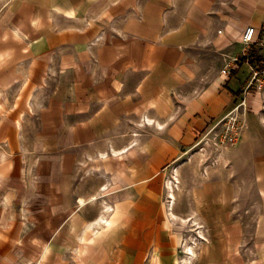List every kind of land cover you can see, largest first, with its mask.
Returning <instances> with one entry per match:
<instances>
[{
  "label": "crops",
  "instance_id": "0c3cea01",
  "mask_svg": "<svg viewBox=\"0 0 264 264\" xmlns=\"http://www.w3.org/2000/svg\"><path fill=\"white\" fill-rule=\"evenodd\" d=\"M250 26L251 55L263 65L264 0H2L0 80L26 82L24 116L38 127L33 168L40 189L56 192L55 221L80 231L117 226L81 254L97 264H173L165 171L241 102L249 64L246 79L241 68L221 70L241 54ZM239 110L245 125L232 163L264 199V89ZM224 183L210 190L230 191ZM238 183L232 190L249 191ZM228 206L213 216L230 248L243 228ZM255 249L264 254V208Z\"/></svg>",
  "mask_w": 264,
  "mask_h": 264
},
{
  "label": "rangeland",
  "instance_id": "374dc122",
  "mask_svg": "<svg viewBox=\"0 0 264 264\" xmlns=\"http://www.w3.org/2000/svg\"><path fill=\"white\" fill-rule=\"evenodd\" d=\"M7 65L0 63L2 69ZM240 68V76L246 79L248 65L244 62ZM10 81L0 80V264H97L98 256L83 255L79 249L102 244L105 231L113 234L117 226L107 221L80 231L75 224L55 221L56 192L40 189L35 159L31 158L38 127L36 119L24 116V102L30 94L25 95L24 80L8 87ZM8 117L22 118L24 124L16 128L2 125ZM239 118L237 133L225 117L165 171L164 201L169 230L176 238L173 264H264V254L255 249V227L264 199L253 190L252 182L248 184L247 175L237 174L232 163H238L237 146L245 125L243 114ZM218 179L227 181L221 187L229 186L230 191L223 187L211 191V183ZM238 182L249 191L232 190V184L238 187ZM173 199L174 208H170ZM223 202L229 203L226 209L243 228L239 242L230 248L223 245L222 231L213 216L216 205ZM93 206L91 203L87 209L93 211ZM223 257H227L225 263Z\"/></svg>",
  "mask_w": 264,
  "mask_h": 264
},
{
  "label": "built area",
  "instance_id": "2783aa9c",
  "mask_svg": "<svg viewBox=\"0 0 264 264\" xmlns=\"http://www.w3.org/2000/svg\"><path fill=\"white\" fill-rule=\"evenodd\" d=\"M254 34H255V28L253 26H250L246 28L242 35V43L244 44L243 50L240 55H237L233 58H231L229 61L226 62L224 67L221 70V73L229 77L234 72L238 71L241 67V65L245 62L248 63L250 66V76L245 84V86L242 88L241 93L243 95V98L239 104L236 105L235 109L232 110L227 117L230 118V124L233 129H235L236 133L239 131V114L241 113L239 108L240 106H245L247 102V98L253 94H255L257 91H260L264 89V64L262 65L261 62L254 58L251 55L252 52V45L254 42ZM224 119L217 123L215 126L222 123ZM213 126V127H215Z\"/></svg>",
  "mask_w": 264,
  "mask_h": 264
},
{
  "label": "bare ground",
  "instance_id": "6f19581e",
  "mask_svg": "<svg viewBox=\"0 0 264 264\" xmlns=\"http://www.w3.org/2000/svg\"><path fill=\"white\" fill-rule=\"evenodd\" d=\"M171 193H173V192H171ZM173 194H174V193H173ZM173 194H171V197H172V198H174V195H173ZM172 202L175 203V202H174V199H173ZM173 206H174V204H173ZM173 208H174V207H173ZM102 218H103V217H102Z\"/></svg>",
  "mask_w": 264,
  "mask_h": 264
}]
</instances>
